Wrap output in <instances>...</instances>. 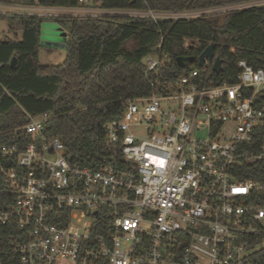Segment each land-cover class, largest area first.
Instances as JSON below:
<instances>
[{
    "label": "built area",
    "instance_id": "2783aa9c",
    "mask_svg": "<svg viewBox=\"0 0 264 264\" xmlns=\"http://www.w3.org/2000/svg\"><path fill=\"white\" fill-rule=\"evenodd\" d=\"M1 4L48 16L188 18L196 12ZM252 6L264 5L253 0ZM251 7V6H250ZM26 11V12H25ZM170 60L145 59L148 73ZM236 83L215 84L198 68L151 95L130 98L104 126L109 160L71 163L61 139L45 135L50 113L28 115L30 136L0 143V169L16 195L0 224L24 230L20 264H264V66L245 60ZM144 126L147 136L133 129Z\"/></svg>",
    "mask_w": 264,
    "mask_h": 264
},
{
    "label": "trees",
    "instance_id": "16d2710c",
    "mask_svg": "<svg viewBox=\"0 0 264 264\" xmlns=\"http://www.w3.org/2000/svg\"><path fill=\"white\" fill-rule=\"evenodd\" d=\"M253 0H96L111 9H151L160 12H203ZM0 4L77 6L78 0H0ZM15 36L0 40V143L17 142L28 115L50 113L45 135L61 139L64 155L73 164L99 168L109 160L104 126L121 117L125 101L151 95L163 81L172 82L198 68L215 84L236 83L239 62L264 66V5L232 9L194 18L74 17L26 13H0ZM46 19L58 22L68 33L67 56L61 64L44 65L39 53ZM18 34V35H17ZM215 42L214 61L202 67L203 51ZM163 51L169 63L148 73L145 59ZM181 56L196 61L178 64ZM13 58L17 63L11 66ZM264 98V96H262ZM240 180L264 171V162L245 163ZM16 195L0 169V209L13 206ZM24 230L11 221L0 224V264H20L15 242Z\"/></svg>",
    "mask_w": 264,
    "mask_h": 264
},
{
    "label": "rangeland",
    "instance_id": "374dc122",
    "mask_svg": "<svg viewBox=\"0 0 264 264\" xmlns=\"http://www.w3.org/2000/svg\"><path fill=\"white\" fill-rule=\"evenodd\" d=\"M250 6H252V2H243L230 6L213 8L211 10L203 12L191 13L188 15V18H194L203 14L225 13L232 9H242ZM14 10L15 9L0 6V13L2 11L16 12ZM48 13L53 14V12H46L44 13V15L48 16ZM14 36L15 35L13 33L9 32L8 22L6 20L0 19V40L7 39L9 37L13 38ZM41 38L44 41L45 45H47L48 42H52L55 45H47L46 47H42L40 49V62L44 65L61 64L67 56L66 48L63 47V45H66L68 41V33L66 32V30L55 20L46 19L42 23ZM133 132L141 137L147 136L146 128L144 126L133 129Z\"/></svg>",
    "mask_w": 264,
    "mask_h": 264
},
{
    "label": "water",
    "instance_id": "95a60500",
    "mask_svg": "<svg viewBox=\"0 0 264 264\" xmlns=\"http://www.w3.org/2000/svg\"><path fill=\"white\" fill-rule=\"evenodd\" d=\"M47 45H55L54 43L52 42H48ZM67 45V44H66ZM66 45H63V47L66 48ZM215 47H216V44L215 42H212L204 51L203 53L200 55L198 61L200 63V65L202 67H204L206 65V62L208 60L210 61H214V64H213V70L215 72H220L222 70V60L217 58L215 56ZM196 61V57L194 56H181L178 58V64L181 66V67H184L185 64L187 62L189 63H193ZM17 63V60L16 58H13L12 62H11V66H15Z\"/></svg>",
    "mask_w": 264,
    "mask_h": 264
}]
</instances>
